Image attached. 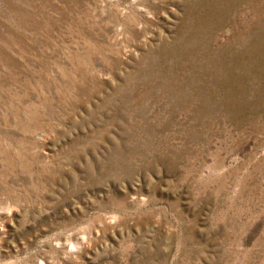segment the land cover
I'll return each instance as SVG.
<instances>
[{
    "label": "rangeland",
    "instance_id": "1",
    "mask_svg": "<svg viewBox=\"0 0 264 264\" xmlns=\"http://www.w3.org/2000/svg\"><path fill=\"white\" fill-rule=\"evenodd\" d=\"M0 264H264V0H0Z\"/></svg>",
    "mask_w": 264,
    "mask_h": 264
}]
</instances>
